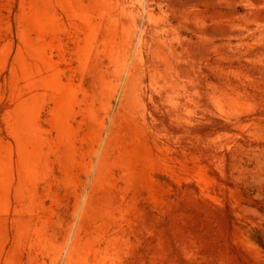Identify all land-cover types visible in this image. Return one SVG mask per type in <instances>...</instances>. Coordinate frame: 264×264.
I'll return each instance as SVG.
<instances>
[{
  "label": "rangeland",
  "instance_id": "1",
  "mask_svg": "<svg viewBox=\"0 0 264 264\" xmlns=\"http://www.w3.org/2000/svg\"><path fill=\"white\" fill-rule=\"evenodd\" d=\"M0 264H264V0H0Z\"/></svg>",
  "mask_w": 264,
  "mask_h": 264
}]
</instances>
